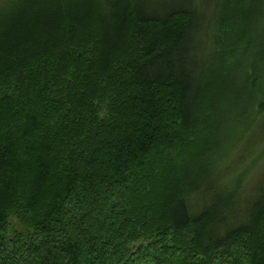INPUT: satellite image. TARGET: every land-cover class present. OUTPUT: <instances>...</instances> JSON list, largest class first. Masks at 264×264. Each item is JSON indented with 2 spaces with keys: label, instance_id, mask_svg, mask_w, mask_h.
Segmentation results:
<instances>
[{
  "label": "trees",
  "instance_id": "obj_1",
  "mask_svg": "<svg viewBox=\"0 0 264 264\" xmlns=\"http://www.w3.org/2000/svg\"><path fill=\"white\" fill-rule=\"evenodd\" d=\"M263 163L264 0H0V264H264Z\"/></svg>",
  "mask_w": 264,
  "mask_h": 264
},
{
  "label": "rangeland",
  "instance_id": "obj_2",
  "mask_svg": "<svg viewBox=\"0 0 264 264\" xmlns=\"http://www.w3.org/2000/svg\"><path fill=\"white\" fill-rule=\"evenodd\" d=\"M224 149H226V148H224ZM216 161L218 162V159H216ZM219 163H220V162H219ZM220 165H221V164H220ZM222 166H223L224 168H226V163L224 162L220 167H222ZM260 166H261V165H260ZM260 166L257 167L256 169H260ZM261 168H262V171H264V163L262 164ZM262 171H261V172H262ZM252 172H254V174H253L254 178L258 177V176H257V171H255V169L252 170V171L250 172V174H251Z\"/></svg>",
  "mask_w": 264,
  "mask_h": 264
}]
</instances>
